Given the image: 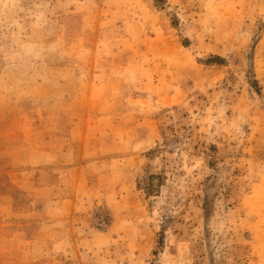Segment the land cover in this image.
<instances>
[{"label":"rangeland","instance_id":"rangeland-1","mask_svg":"<svg viewBox=\"0 0 264 264\" xmlns=\"http://www.w3.org/2000/svg\"><path fill=\"white\" fill-rule=\"evenodd\" d=\"M0 264H264V0H0Z\"/></svg>","mask_w":264,"mask_h":264}]
</instances>
